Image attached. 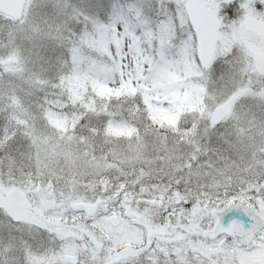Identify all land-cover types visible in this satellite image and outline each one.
<instances>
[{
    "label": "snow or ice",
    "instance_id": "1",
    "mask_svg": "<svg viewBox=\"0 0 264 264\" xmlns=\"http://www.w3.org/2000/svg\"><path fill=\"white\" fill-rule=\"evenodd\" d=\"M0 264H264V0H0Z\"/></svg>",
    "mask_w": 264,
    "mask_h": 264
}]
</instances>
